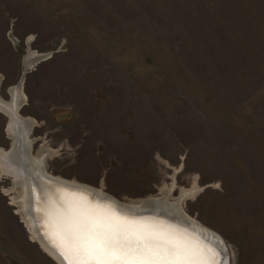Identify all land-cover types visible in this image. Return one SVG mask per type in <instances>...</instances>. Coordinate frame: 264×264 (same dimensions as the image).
<instances>
[{
    "label": "rangeland",
    "instance_id": "obj_1",
    "mask_svg": "<svg viewBox=\"0 0 264 264\" xmlns=\"http://www.w3.org/2000/svg\"><path fill=\"white\" fill-rule=\"evenodd\" d=\"M15 89L50 175L126 204L195 186L183 212L228 264H264V0H0V100ZM1 173L0 264H56Z\"/></svg>",
    "mask_w": 264,
    "mask_h": 264
},
{
    "label": "bare ground",
    "instance_id": "obj_2",
    "mask_svg": "<svg viewBox=\"0 0 264 264\" xmlns=\"http://www.w3.org/2000/svg\"><path fill=\"white\" fill-rule=\"evenodd\" d=\"M40 58H26V67L30 68ZM15 91L10 103L0 100V112L7 115L8 134L12 136L10 151L0 149V171L14 178L13 189L18 195L11 202L17 206L32 242L56 264H89L76 246L73 231L81 213L88 211L149 226L163 233L169 246L186 250L194 264H220L224 255L221 264L228 263L221 238L183 212L182 203L194 196L195 186L181 191L179 198L172 202L168 188L161 191L164 195L160 199L151 197L126 204L92 187L50 175L44 168V158L54 153L49 150H42L37 156L30 153L28 136L33 122L19 117L21 101Z\"/></svg>",
    "mask_w": 264,
    "mask_h": 264
},
{
    "label": "snow or ice",
    "instance_id": "obj_3",
    "mask_svg": "<svg viewBox=\"0 0 264 264\" xmlns=\"http://www.w3.org/2000/svg\"><path fill=\"white\" fill-rule=\"evenodd\" d=\"M73 231L89 264H194L186 250L169 246L163 233L118 217L82 212Z\"/></svg>",
    "mask_w": 264,
    "mask_h": 264
},
{
    "label": "water",
    "instance_id": "obj_4",
    "mask_svg": "<svg viewBox=\"0 0 264 264\" xmlns=\"http://www.w3.org/2000/svg\"><path fill=\"white\" fill-rule=\"evenodd\" d=\"M224 256H225V255H224ZM224 256H222V260H221L220 264L223 263ZM226 257H227V259H228V255H226ZM227 264H228V263H227Z\"/></svg>",
    "mask_w": 264,
    "mask_h": 264
},
{
    "label": "flooded vegetation",
    "instance_id": "obj_5",
    "mask_svg": "<svg viewBox=\"0 0 264 264\" xmlns=\"http://www.w3.org/2000/svg\"><path fill=\"white\" fill-rule=\"evenodd\" d=\"M6 98L8 99V96Z\"/></svg>",
    "mask_w": 264,
    "mask_h": 264
}]
</instances>
